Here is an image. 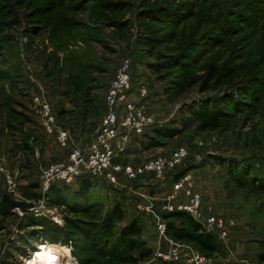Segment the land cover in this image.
I'll use <instances>...</instances> for the list:
<instances>
[{
    "label": "rangeland",
    "instance_id": "374dc122",
    "mask_svg": "<svg viewBox=\"0 0 264 264\" xmlns=\"http://www.w3.org/2000/svg\"><path fill=\"white\" fill-rule=\"evenodd\" d=\"M124 60L130 65L131 97L157 126L181 130L148 149L131 137L126 161L136 166L183 147L181 169L189 181L173 190L167 173L162 179L153 173L120 175L117 184L94 179V202L84 209L69 204L73 194H63V203L51 202L33 186L40 184L39 167L65 162L73 146L92 142ZM209 64L220 74L205 81ZM228 67L232 75L223 72ZM42 102L69 130L66 147L43 130ZM198 107L219 112V126L203 129L191 115ZM0 155L16 180L10 194L0 175V199L8 193L32 202L28 209L0 215V260L7 264H28L51 244L58 247L50 251L63 254L60 264H161L156 253L166 244L147 207L165 222L186 225L163 213L185 211L179 205L194 196L201 228L209 217L222 221L207 231L216 235L218 251L174 239L185 245L182 255L165 262L188 264L196 252L204 264H264L258 257L264 254V0H0ZM75 181L68 184L73 191ZM171 193L176 209L164 211L161 204ZM116 203L124 217L114 228L133 218L141 228L130 253L99 238ZM29 219L42 220L45 230ZM49 223L60 228L56 243L48 241Z\"/></svg>",
    "mask_w": 264,
    "mask_h": 264
},
{
    "label": "built area",
    "instance_id": "2783aa9c",
    "mask_svg": "<svg viewBox=\"0 0 264 264\" xmlns=\"http://www.w3.org/2000/svg\"><path fill=\"white\" fill-rule=\"evenodd\" d=\"M144 93L143 89L139 90L138 94L143 96ZM40 114L43 130L48 134H54L59 145L66 147L71 139L69 130L58 124L57 117L48 103L42 102L40 104ZM154 124H156L154 117L131 97L130 65L129 61L124 60L107 90L105 109L92 142L85 146H73L65 162H54L40 166L41 191L45 193L50 185L55 182L70 184L83 175L93 179H104L110 184H117L120 175L127 179H135L139 175L153 173L160 179L164 178L166 173L173 170L185 159L187 156L185 148L180 147L169 156L157 157L136 166L130 162L123 163L116 160L122 155L127 144L131 143V137L141 136ZM0 175L5 181L8 193H13L16 187L15 175L5 168L4 158L1 155ZM189 179V175H183L172 183V189H180ZM174 202L175 194L171 193L163 199L161 208L164 211H172L176 209L173 205ZM198 207V197L194 196L190 203L179 205L178 208L184 209L196 219L199 216ZM147 209H151L156 230L166 244V248L158 251L156 256L164 261L179 260L185 245L166 234V222L158 212L152 210L151 205ZM221 225L220 219L209 217L202 222V229L209 231L214 229L213 227L220 228ZM186 261L188 264H204L203 257L196 252Z\"/></svg>",
    "mask_w": 264,
    "mask_h": 264
},
{
    "label": "trees",
    "instance_id": "16d2710c",
    "mask_svg": "<svg viewBox=\"0 0 264 264\" xmlns=\"http://www.w3.org/2000/svg\"><path fill=\"white\" fill-rule=\"evenodd\" d=\"M102 7L108 8L107 4L105 3L102 4ZM164 64L171 65V61H167ZM223 72L225 74L232 75L235 71L233 67H228L227 69L223 70ZM219 74H220V69L214 66L213 64H209L207 65V69H206L205 81L215 80L216 78H218ZM61 112L63 114V111ZM55 115L58 120L59 116L57 115L56 112ZM191 115H192V119L197 121L203 129L217 128L221 121L219 112L208 109L207 107H201V108L198 107L196 109H193L191 111ZM180 133H181L180 129H176L173 127H166V126H157L156 124H154L150 127V129L148 128V130H146L141 136H139L141 138L134 137L132 142L145 146V148L147 149L154 148L161 144L158 141V138L172 139L173 137H175ZM128 152L129 149L128 150L125 149L122 155L117 157L116 160L122 161L123 163L129 162L126 161L127 156L125 155ZM184 160L182 161L181 164H179L173 170L167 173L168 175L171 176L172 183L177 181L180 177H182V175L185 174L186 170L184 171L181 169V165L183 164ZM259 174L260 173L257 172V176H259ZM262 177L260 176V178ZM75 182H76L75 191H73L74 190V189L72 190L73 187H71L68 184L55 182L50 185L48 190L45 192V196L47 197L48 200H50L53 203L54 202L63 203L65 201L64 197L62 196L63 194L65 193L73 194L74 201L72 202L69 201V204L71 203V206H73L74 208L84 209L89 206L90 202L91 203L94 202V200L90 196L91 189L93 188L94 185V179L89 176L83 175L78 177ZM33 186L40 187V184L38 183L37 185L33 184ZM38 196L39 195L37 194L34 195V197H38ZM7 214L8 212L0 205V215L5 216ZM123 217L124 214L121 206L118 203L112 205L103 219L102 229L101 232L99 233V238H101L100 240L102 243L104 242L106 243L108 241L107 244L111 243L112 245L114 244V246L118 244L120 247H124L123 250L125 253L127 252L130 253L138 245L137 244L138 240L136 239L140 234L141 228L138 224L137 219L133 218L128 223H125L116 230L114 228L115 222H121L123 220ZM163 217L167 220H170L171 218H181L186 223V225L177 226L173 224L172 221H166V234L169 237L175 240L192 242L200 251H204L207 253H214L218 251L219 247H218L216 235H214V233L203 231L200 223H198L193 217H191V215L188 212L174 210L170 213H163ZM33 220L34 222L30 221L29 219V222H32V225L36 227L40 226L42 230H45L44 229L45 223H43L42 220H38V219H33ZM46 226L48 227V229H50V233L48 234L50 236V239L48 241L51 243H56L57 239L55 238V232L60 230V228L52 223H49ZM39 244H42V242H39ZM54 247H58V246L51 244V246L47 247V249L50 250L51 248ZM149 252L150 249H147L145 251L140 252L139 254L142 255L143 257L145 255H148ZM258 257L261 260H264V254H259ZM0 264H7V263H5V260L2 261L0 260ZM161 264H172V263H167L165 261H162Z\"/></svg>",
    "mask_w": 264,
    "mask_h": 264
},
{
    "label": "bare ground",
    "instance_id": "6f19581e",
    "mask_svg": "<svg viewBox=\"0 0 264 264\" xmlns=\"http://www.w3.org/2000/svg\"><path fill=\"white\" fill-rule=\"evenodd\" d=\"M59 250H42L34 258L30 259L28 264H60L59 258L63 254Z\"/></svg>",
    "mask_w": 264,
    "mask_h": 264
},
{
    "label": "water",
    "instance_id": "95a60500",
    "mask_svg": "<svg viewBox=\"0 0 264 264\" xmlns=\"http://www.w3.org/2000/svg\"><path fill=\"white\" fill-rule=\"evenodd\" d=\"M0 205L7 212H12L14 209H28L32 206V202L15 200L8 193H4L0 199Z\"/></svg>",
    "mask_w": 264,
    "mask_h": 264
}]
</instances>
